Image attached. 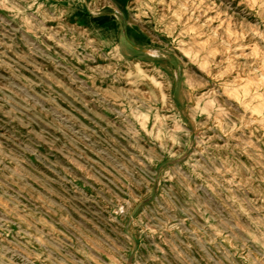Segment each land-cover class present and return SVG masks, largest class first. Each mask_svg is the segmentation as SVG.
I'll return each instance as SVG.
<instances>
[{"label":"rangeland","instance_id":"obj_1","mask_svg":"<svg viewBox=\"0 0 264 264\" xmlns=\"http://www.w3.org/2000/svg\"><path fill=\"white\" fill-rule=\"evenodd\" d=\"M0 264H264V0H0Z\"/></svg>","mask_w":264,"mask_h":264}]
</instances>
